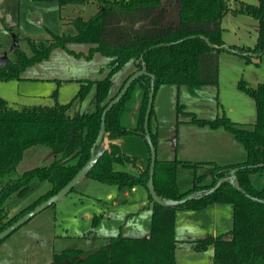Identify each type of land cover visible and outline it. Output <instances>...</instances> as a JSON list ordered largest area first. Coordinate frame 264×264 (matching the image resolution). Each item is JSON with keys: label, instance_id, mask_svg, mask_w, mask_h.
Returning a JSON list of instances; mask_svg holds the SVG:
<instances>
[{"label": "trees", "instance_id": "obj_1", "mask_svg": "<svg viewBox=\"0 0 264 264\" xmlns=\"http://www.w3.org/2000/svg\"><path fill=\"white\" fill-rule=\"evenodd\" d=\"M57 1L60 7L93 1L97 4V11L89 17L77 15L69 18L75 27L74 34L50 32L49 38L40 41L26 37L32 52L27 54L17 48L16 60L8 58L0 66V78L18 77L21 69L47 58L53 48L68 49V42L90 43L86 55L101 51L110 57L109 69L102 77L79 79L76 94L79 98H84L89 89L95 87V110L91 112L69 115V103L60 102L12 108L0 96V230L65 185L100 149L106 135L108 146L84 177L114 183L119 187L142 184L147 189L150 154L147 166L137 173L122 169L118 165L134 162L135 156L121 150L115 139L129 133H138L147 139L143 122L152 74L154 92L160 83L217 84L221 50L237 52L247 60L251 59L250 55L264 54V0L256 3L245 0ZM229 10L256 18L258 33L253 45L225 44L221 21ZM130 59L135 61V70L144 68L146 72L131 82L124 95L102 117L108 102L135 70L109 96L111 75ZM136 59H140L139 62ZM135 81L140 82L143 93L138 124L132 128L122 124L121 115ZM238 86L254 98V122L233 120L225 113L201 117L193 110H185L184 104H178V110L198 125L230 132L245 148L244 160L221 164L215 160L192 163L156 157L153 182L160 197L179 199L192 191L197 195L177 204H160L148 192L152 206L151 227L147 235H109L86 253L79 246L65 247L53 252L54 264H178L176 250L182 241L194 250L210 248V264H264V184L256 186L252 178L253 173L264 170V81L250 86L241 79ZM102 124L103 139L92 151ZM147 135L155 145L156 133L151 130L149 119ZM33 145L48 147L53 152V158L48 163L34 165L15 175V168L25 150ZM178 163L194 168L193 183L184 191L177 181ZM220 177L226 179L213 191L207 192ZM45 183L48 185L32 201L8 215L10 209ZM212 202L230 203L232 226L225 234L207 233L180 240L175 225V210L199 208Z\"/></svg>", "mask_w": 264, "mask_h": 264}, {"label": "rangeland", "instance_id": "obj_2", "mask_svg": "<svg viewBox=\"0 0 264 264\" xmlns=\"http://www.w3.org/2000/svg\"><path fill=\"white\" fill-rule=\"evenodd\" d=\"M257 1V0H248ZM97 11L96 2L59 6L57 0H0V54L16 60L11 49L13 34L18 37L19 49L32 52L26 37L36 41L50 37V32L74 34L75 27L67 18L77 15L89 17ZM222 36L228 44L253 45L258 22L244 12H227L222 17ZM237 45V44H236ZM90 43L68 42V49L55 47L50 55L20 70L18 77L0 78V96L9 107L69 103L67 113L76 115L95 110L92 86L84 98L76 96L79 78L104 76L109 69V56L101 51L87 56ZM250 60L234 51L219 53L217 84L186 85L160 83L157 85L149 126L156 133L155 150L158 159H181L189 162L215 160L226 162V156L245 153L243 145L222 128L198 125L185 110H193L201 117L225 113L240 122L256 119L254 98L238 83L244 79L250 86L264 81V54L250 55ZM136 68L134 59L126 61L111 75L109 96L120 87L128 73ZM142 88L135 81L128 93L121 122L136 127L142 102ZM225 132L221 135L218 132ZM115 141L125 153L135 156L118 167L137 173L148 164L147 139L138 133L119 136ZM108 146L107 135L100 149ZM240 150V152H239ZM53 152L44 145L27 148L14 174L41 163H48ZM245 156L242 158L244 159ZM181 190L193 183L194 168L181 163L176 167ZM256 186L264 184V171L252 174ZM48 185L8 211L11 215L34 199ZM152 201L142 184L119 187L92 177H84L52 204L33 215L0 241V264H54L53 252L79 246L84 253L96 248L109 235H147L151 227ZM8 208V207H7ZM175 225L180 240L201 237L206 233L225 234L232 226V209L228 202H212L199 208L175 210ZM211 249L194 250L182 241L176 250L178 264H209Z\"/></svg>", "mask_w": 264, "mask_h": 264}, {"label": "water", "instance_id": "obj_3", "mask_svg": "<svg viewBox=\"0 0 264 264\" xmlns=\"http://www.w3.org/2000/svg\"><path fill=\"white\" fill-rule=\"evenodd\" d=\"M206 40L209 42V39L206 38ZM19 47L18 44V37L16 34H13V43L11 45L12 50H16ZM8 59V55L6 53L0 54V66L3 65ZM140 59H136V62H139ZM145 71L144 68H140L132 72L124 81L122 87L118 91V93L108 102L106 107L104 108L102 112V117H104L106 111L114 104L116 103L126 92L128 89L129 85L131 82L137 78L139 75L143 74ZM154 75L152 74V79L150 83V90H149V95H148V102L145 110V115H144V127L146 131V136H147V142L149 144L150 148V174L149 178L147 181V190L149 194L151 195L152 199L160 204H177L183 201H186L188 199H191L197 195L195 191L189 192L186 194L184 197L179 198V199H172V198H167V197H160L154 186L153 182V169H154V164H155V159H156V150H155V145L151 141V139L148 137V119L150 115V111L152 108V101H153V96H154V81H153ZM104 136V125L102 124L99 128L98 134L96 136V139L91 147V150L94 151L96 145L100 143L103 139ZM103 149H98L95 153H93L87 161L76 171L74 176L65 184L63 185L60 189H58L55 193L51 194L48 196L46 199L42 200L38 204H36L33 208L30 210L26 211L24 214H22L20 217H18L16 220L8 224L6 227H4L2 230H0V240L8 236L13 230L18 228L20 225L25 223L27 220H29L33 215L36 213L40 212L42 209L46 208L50 204H52L54 201L59 199L61 196H63L65 193H67L71 188L77 184L88 172L89 170L93 167L94 163L97 161V159L100 157L102 154ZM235 168L232 169L234 171ZM225 177H220L217 182L214 184V186L210 187L207 192L213 191L215 188L220 186L222 182L225 180Z\"/></svg>", "mask_w": 264, "mask_h": 264}, {"label": "crops", "instance_id": "obj_4", "mask_svg": "<svg viewBox=\"0 0 264 264\" xmlns=\"http://www.w3.org/2000/svg\"><path fill=\"white\" fill-rule=\"evenodd\" d=\"M245 1H248V0H245ZM248 2H250V1H248ZM251 2H254V3H256V2H258V0L257 1H251ZM228 12H232L231 10H229ZM232 13H235V12H232ZM67 19H69V18H67ZM257 32H258V30H257ZM224 39V38H223ZM224 41H225V39H224ZM225 44H228V43H226L225 42ZM235 44H237V45H241L240 43H235ZM91 45V44H90ZM249 45V44H248ZM95 52H98V51H95ZM133 70H135V69H133ZM133 70H131L128 74H130ZM79 79H81V78H79ZM219 134H221V135H225L226 137H229V136H227V134H224L225 132H218ZM234 137V136H233ZM235 138V137H234ZM237 140V139H236ZM238 141V140H237ZM239 152H240V150H239ZM241 153V152H240ZM246 157V151H245V153H243V154H241V155H239L238 157H234V156H232V155H228V157L226 156L225 158V160H227L226 162H223V163H229V162H236V161H242V160H244V159H242L243 157ZM223 163H221V164H223ZM264 171V170H263ZM176 229H177V227H176ZM207 234V233H206ZM205 235V234H204ZM200 237V236H199ZM191 238V237H190ZM211 256V255H210ZM209 264H210V259H209Z\"/></svg>", "mask_w": 264, "mask_h": 264}]
</instances>
